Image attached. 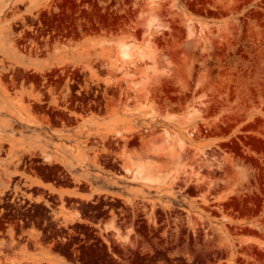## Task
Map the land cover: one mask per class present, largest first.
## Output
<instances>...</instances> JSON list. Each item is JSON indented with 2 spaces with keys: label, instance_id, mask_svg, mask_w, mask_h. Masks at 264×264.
I'll list each match as a JSON object with an SVG mask.
<instances>
[{
  "label": "rangeland",
  "instance_id": "obj_1",
  "mask_svg": "<svg viewBox=\"0 0 264 264\" xmlns=\"http://www.w3.org/2000/svg\"><path fill=\"white\" fill-rule=\"evenodd\" d=\"M0 264H264V0H0Z\"/></svg>",
  "mask_w": 264,
  "mask_h": 264
},
{
  "label": "bare ground",
  "instance_id": "obj_2",
  "mask_svg": "<svg viewBox=\"0 0 264 264\" xmlns=\"http://www.w3.org/2000/svg\"><path fill=\"white\" fill-rule=\"evenodd\" d=\"M132 48L133 47H131L130 45H121L117 50L118 57L120 59L126 57L129 54V52L132 50ZM139 53H142V51H140ZM180 165H181V161L179 159L174 157H169V159H167V167L165 170H160L159 168L153 166H146V167L141 166L136 169H130L129 171L131 172V174H133V176L138 177L143 181L154 182V181H162L165 176H168L174 170L178 169Z\"/></svg>",
  "mask_w": 264,
  "mask_h": 264
},
{
  "label": "water",
  "instance_id": "obj_3",
  "mask_svg": "<svg viewBox=\"0 0 264 264\" xmlns=\"http://www.w3.org/2000/svg\"><path fill=\"white\" fill-rule=\"evenodd\" d=\"M223 192H225V190ZM83 216H86V214H83ZM104 227H105V224L103 223V225H102L103 230H104Z\"/></svg>",
  "mask_w": 264,
  "mask_h": 264
}]
</instances>
